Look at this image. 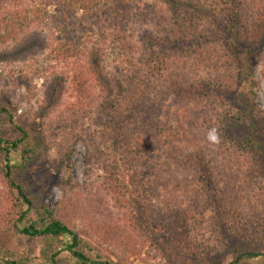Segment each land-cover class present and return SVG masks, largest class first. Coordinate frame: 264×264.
Instances as JSON below:
<instances>
[{
    "label": "trees",
    "instance_id": "1",
    "mask_svg": "<svg viewBox=\"0 0 264 264\" xmlns=\"http://www.w3.org/2000/svg\"><path fill=\"white\" fill-rule=\"evenodd\" d=\"M162 1L173 6L170 17L155 33L140 36L138 48L131 50L123 46L125 22L135 16L131 0H42V12L33 17L40 23L39 16H45L55 29L53 59H74L69 82H63L71 85L73 107L49 134L63 141L78 130L86 176L95 173L105 180L108 193L139 225L136 231L147 230V241L174 247L184 260L209 264L234 241L264 244V124L255 119L260 112L254 104L259 64L264 83V31L256 29L262 28L264 6L257 12V0ZM46 7L53 9L50 14ZM74 23L81 33L95 34L94 41L91 36L82 46L74 41ZM111 49L119 51L109 64ZM125 50L128 56L119 60ZM8 109L0 99V114L9 123L0 135L6 195L0 208L8 202L18 212L16 222L31 212L38 221L18 229L15 219L0 213V233L20 230L31 241L60 240L79 264H115L96 256L91 241L61 218L69 209L93 213L92 199L89 203L85 195L90 178L77 190V201L60 202L52 210L28 192L25 174L45 148L39 131L25 126L18 127V137L10 136L15 128ZM208 109L200 126L204 132H193L192 120ZM84 116L92 126L83 124ZM240 126L247 131L239 135ZM213 129L218 143L209 140ZM177 142L186 144V152L177 151ZM64 153L66 184L76 188L69 152ZM97 220L110 222L106 215ZM0 254L8 257L3 248ZM58 254L48 256L50 264H58ZM232 254L229 264L261 257L248 248ZM0 264L16 262L0 258Z\"/></svg>",
    "mask_w": 264,
    "mask_h": 264
},
{
    "label": "rangeland",
    "instance_id": "2",
    "mask_svg": "<svg viewBox=\"0 0 264 264\" xmlns=\"http://www.w3.org/2000/svg\"><path fill=\"white\" fill-rule=\"evenodd\" d=\"M131 1L135 6V16L125 22L126 41L123 46L132 50V48H138L137 41L140 36L155 33L160 24L168 20L173 6L162 0ZM257 2V12H259L264 6V0H257ZM42 4V0H6L0 2V99L8 105V111L13 117L11 128H15V130L9 129V131L11 130L10 136L12 138L18 137V127L25 126L32 132L39 131L40 145L45 148L40 158L25 174L24 180L27 183L28 192L38 198L47 209L52 210L60 202L77 201L75 195L77 190L83 186L85 178H90L91 188L85 195H90L89 203V199H92L90 206H92L93 213L85 209L82 211L69 209L61 218L76 233L91 241L96 256L109 259L115 264H199L194 260L187 261L180 258L175 248L164 242L154 245L147 241V230L136 231L139 225L136 226L133 218L129 219L128 211L123 209L121 202L120 204L116 202V199L108 193L109 190H106V184H104L105 180H97L95 173L86 176L85 149L78 130L69 132L71 139H64L63 141L61 137L52 138V134H49L50 127H54L56 121L73 107L74 97L71 85L64 86L63 82H69L67 75L70 78V63L74 59L73 57L53 59L52 50L54 45L58 43L51 41L53 37L57 36L55 29L45 16H39L40 23L35 21L33 17L38 10L42 12ZM52 10V8L46 7L47 14H50ZM261 23L262 28H256L259 29L258 32L264 31V20ZM71 28L74 29V41H79L80 46L87 44L86 38L88 36H91V40L94 41L95 34L81 33L75 23ZM249 43L253 48L257 46V43ZM13 50L15 52H12ZM117 51L119 49H111L107 52V63L112 62L113 58L117 57ZM128 54V51L125 50V54L121 55L119 60L126 59ZM262 67L259 64L254 70L255 79L260 83L254 104L260 112V115L256 116L255 119L264 124ZM231 87H235L234 84ZM50 94L55 95V98L49 105ZM169 100V105H171L172 100ZM177 105H181V103H177ZM178 107L180 106L176 107L175 105V109ZM172 110L174 109L172 108ZM208 112H210L209 109L206 113L196 114L197 118L191 122L193 132H204L200 126L204 123L202 118H206ZM84 117L86 121L83 124L92 126L89 118ZM175 125L177 123L173 122L172 126ZM77 126L80 128L79 125ZM8 127L9 123L1 113L0 135H3ZM245 130L244 127H237L235 132L240 135L244 134ZM92 133L88 132V134ZM175 147L181 154L186 152V148H188L185 143L181 142H177ZM67 150L69 152L72 183L76 188L66 184L65 165L67 164V156L64 152ZM0 156L3 158L2 154ZM245 170L243 169L242 173ZM241 179L243 180V178ZM3 182V174L0 172V200L1 197L6 196ZM94 196L96 197L94 198ZM86 205L87 202L83 206ZM12 208L8 202L2 203L0 213L3 214L4 218L9 217L12 220L15 219L14 222H16L18 212L13 211ZM25 208L26 206L22 205L20 209L24 211ZM7 213H10V216H7ZM99 215L101 217L106 215L110 222L99 223L97 220ZM29 220L37 222L38 217L31 212L23 221L16 222L17 228L25 227ZM116 237H119L120 240L116 241ZM242 242L234 241L229 250L222 253L223 256L209 264H229L234 260L232 252L241 251V248L256 251L261 254V257L238 260L236 264H264V244H245ZM2 248L8 253V257L0 254V258L15 261L16 264H50L48 256L56 251L59 252L58 264H79L64 251L60 240L47 241L36 237L31 241L22 235L20 230L5 235L0 233V249Z\"/></svg>",
    "mask_w": 264,
    "mask_h": 264
},
{
    "label": "clouds",
    "instance_id": "3",
    "mask_svg": "<svg viewBox=\"0 0 264 264\" xmlns=\"http://www.w3.org/2000/svg\"><path fill=\"white\" fill-rule=\"evenodd\" d=\"M209 140H211L212 142H216L218 143L219 142V134L218 132L213 129L210 134H209Z\"/></svg>",
    "mask_w": 264,
    "mask_h": 264
}]
</instances>
